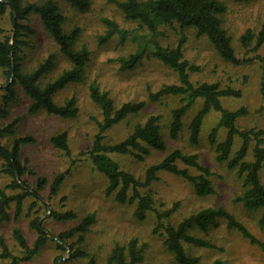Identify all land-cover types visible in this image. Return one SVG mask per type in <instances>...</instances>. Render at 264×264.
I'll return each instance as SVG.
<instances>
[{"label": "trees", "instance_id": "trees-1", "mask_svg": "<svg viewBox=\"0 0 264 264\" xmlns=\"http://www.w3.org/2000/svg\"><path fill=\"white\" fill-rule=\"evenodd\" d=\"M71 8L80 12L90 9L89 0H61ZM246 1V0H236ZM113 4L118 8L124 20L138 25L140 31L122 29L110 19H102L105 31L98 38V44H105L114 36L125 41L132 35L135 51L126 57L117 58L116 62L121 71L134 69L144 58L154 59L170 69L176 75V83L163 85L156 92L149 91L147 101L157 103L164 98H178L179 104L170 111L168 122V137L176 140L185 129L189 144L199 143L201 131L207 116L215 113L218 116L216 125L207 136L208 144L214 149L215 160L226 164L230 170H235L242 179V188L235 196L233 203L240 204L248 212H261L258 225L264 229V185L261 182L260 170L264 165V130L249 128L241 129L237 123L245 117L248 111L245 107L230 110L223 106L222 100L239 98L241 92L232 88H221L216 82L194 83L191 74L199 71L197 66L190 64L184 57L183 45L185 37L182 35L176 46H163L158 37L161 27L178 25L181 29H193L197 37H203L212 46L217 55L233 65L257 62L262 66L260 92L264 97V56L257 54L264 44V19L259 31L254 34L247 30L239 38L243 49L254 54L251 58L240 57L236 52L232 37L223 27L222 16L226 6L221 0H115ZM10 12L11 31L8 36L0 39V75L4 79L0 86V159L3 164L0 176L9 179L4 188H0V222L11 219L10 211L14 208L13 217L18 219L23 212V203L32 199L27 217H30L29 227L36 233V238L30 244L21 229L14 228L11 236L20 256L10 251L5 239L0 236V259L6 264H34L33 258L49 240L48 234L40 224V217H32L31 213L39 205H44L43 192L48 185L43 176L35 178L33 185L27 182V176L33 173L21 158L22 149L35 143L32 136L14 137L19 118L16 117L9 124L2 126L1 122L12 113L13 107L20 98H26L29 103L28 114L44 112L60 119H73L78 114L74 98L66 100L62 105L54 101L55 94L69 84L81 82L85 77V68L90 61V52L86 46L78 45L79 28L65 29V17L54 0L40 3H23V0H0V17ZM36 17L44 31L51 38L57 52H50L34 67L26 69L23 66L24 52L29 48L27 38L35 35L30 23ZM61 55L69 64V68L62 70L54 79L47 80ZM247 56V55H246ZM90 101L100 111L101 120L97 123V133L86 155L94 169L106 179V194L114 195L119 204L133 205V216L143 221L149 214L155 217L153 233L163 238V245L172 254L176 264H199L196 257L190 256L184 249V244L198 247H210L205 241L189 234L193 228L205 230L216 219L222 218L229 230H236L249 241L251 245L264 252V243L258 240L250 231L225 209L205 208L183 218L177 224L170 222L171 216L177 211L178 204L174 203L169 209L157 210L152 195L147 190L152 182L157 180L160 172L172 174L182 178L193 189L198 197L212 195L214 190L209 177L210 170L200 164L196 154H186L179 149L168 152L160 161L144 170L142 177L123 170L112 158L113 155H130L142 161L149 155L150 150L160 153L167 152V145L162 135L160 116L149 115L143 122L133 126L132 132L117 143L105 142V134L131 116L138 115L146 106V101L123 103L116 107L110 95L99 89L96 83L88 87ZM264 109V107H263ZM190 118L186 122V118ZM224 137L219 140V131ZM6 137H14L9 146L1 143ZM240 141L238 149L233 152L236 140ZM50 144L61 151L67 158L72 159V153L65 132L50 138ZM250 156V160L248 157ZM182 164L184 167H179ZM195 169L198 174L192 175L189 169ZM64 173L56 175L49 184V195L55 196L64 180ZM34 211V213H37ZM48 218L55 222H68L77 219L73 211H49ZM93 214L82 218L79 223L55 236L56 248L64 252L63 245L68 247V261L88 258L87 264H96L93 257L80 247L84 235L94 223ZM75 239L68 245V241ZM60 256L53 264H57ZM142 250L135 239L126 245H115L107 259V264H141ZM211 264H221L215 260Z\"/></svg>", "mask_w": 264, "mask_h": 264}, {"label": "rangeland", "instance_id": "rangeland-1", "mask_svg": "<svg viewBox=\"0 0 264 264\" xmlns=\"http://www.w3.org/2000/svg\"><path fill=\"white\" fill-rule=\"evenodd\" d=\"M45 0H23V3H40ZM60 7L61 14L65 17V29L79 28L78 45H84L90 52V61L85 68V77L81 82L69 84L58 91L54 101L62 105L66 100L74 98L78 108V114L73 119H60L47 115L44 112L28 114L26 111L29 101L20 98L13 107L7 120L1 122L2 126L9 124L14 118H19L14 137L32 136L35 143L25 146L21 151V158L26 161V166L33 173L27 176L29 185H33L35 178L43 176L48 185L43 192L44 205H39L31 213L32 217L39 216L40 224L48 234L49 240L33 258L34 264H53L56 257L60 256L59 264H87L88 258L68 261L69 250L63 245L64 252L56 248L55 236L59 233L75 227L79 221L87 215L93 214L95 221L84 235V241L80 247L93 257L96 264H107V259L115 245H126L128 241L135 239L142 250L143 261L141 264H176L172 254L163 245V238L153 233L155 217L149 214L143 221H138L133 216V205L119 204L114 195L106 194L107 182L103 175L97 172L89 161L85 152L91 147L97 123L101 120L100 111L90 101L88 87L96 83L101 91L107 92L114 100L116 107L123 103H136L146 101V106L138 115L131 116L105 134V142L117 143L125 139L135 124L143 122L149 115L160 116L162 135L167 145V152L160 153L150 150L149 155L142 161L125 155L112 158L119 166L136 177H142L147 166L157 163L165 155L179 149L186 154H196L202 166L210 170L214 193L205 197H198L192 187L182 178L169 173L160 172L157 180L148 187L152 195L155 208L159 211L169 209L174 203L178 204L177 211L171 216L170 222L177 224L183 218L205 208H223L241 222L251 234L264 243V229L258 225L261 212H248L240 204L233 203L235 196L239 195L242 188V179L237 176L235 170L227 168L226 164L215 160L214 149L208 144L207 136L216 125L218 116L210 114L205 119L199 143L195 146L189 144L186 130L176 140L168 137V122L170 111L178 106V98H164L157 103L147 101L148 92H156L163 85L176 83V75L167 67L154 59L144 58L139 65L128 71H121L116 62L119 57H126L135 51V43L132 35H128L125 41L114 36L105 44H98V38L103 35L105 27L102 19L115 21L122 29L136 31L145 34L138 29V25L124 20V17L113 4L115 0H89L90 9L80 12L71 8L61 0H54ZM226 11L222 16L223 27L232 37L233 46L240 57L251 58L249 50L243 49L239 42L241 35L247 30L256 34L264 19V0H221ZM35 35L27 38L29 48L24 52L23 66L26 69L34 67L50 52H57L49 35L44 31L36 17L31 18L30 23ZM11 31L10 12L7 10L0 17V39L8 36ZM157 41L163 46L174 47L183 35L184 57L199 71L191 74L194 83L216 82L221 88H232L241 92L239 98H227L222 100L225 108L236 110L245 107L248 114L239 119L237 125L241 129L264 130V97L260 92L262 66L257 62L241 63L233 65L222 60L212 46L203 37H197L193 29H181L178 25L164 26L160 28ZM257 54L264 56V44ZM247 55V56H246ZM69 68L66 60L58 55L56 69L47 76V80L54 79L62 70ZM4 79L0 75V86ZM190 118V115L186 118ZM65 132L72 153V159L67 158L50 144V138L58 133ZM219 140L224 137V132L219 131ZM14 137H6L1 140L5 146H9ZM240 145L235 141L233 152ZM250 156L248 160H250ZM3 161L0 159V168ZM179 167H184L179 164ZM192 175H197L195 169L190 168ZM64 173V180L55 196L49 195V184L52 179ZM261 182L264 185V165L260 170ZM9 182L5 176H0V188H4ZM32 199H26L23 203V212L18 219H14L12 207L11 219L0 222V236H2L10 251L15 256H20L11 233L14 228L21 229L31 244L36 238V233L29 227L30 217L27 212ZM34 213V211H37ZM57 212L73 211L77 219L68 222H55L48 218L49 211ZM189 234L201 239L210 247H198L184 244L186 253L196 257L199 264H211L218 260L221 264H264V252L251 245L236 230H229L224 219H216L205 230L193 228ZM52 237L54 239H52ZM75 239L68 241V245ZM0 264H6L0 259ZM27 264V263H20Z\"/></svg>", "mask_w": 264, "mask_h": 264}, {"label": "water", "instance_id": "water-1", "mask_svg": "<svg viewBox=\"0 0 264 264\" xmlns=\"http://www.w3.org/2000/svg\"><path fill=\"white\" fill-rule=\"evenodd\" d=\"M52 239H54V238L52 237ZM57 264H59V262Z\"/></svg>", "mask_w": 264, "mask_h": 264}]
</instances>
